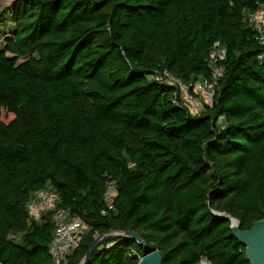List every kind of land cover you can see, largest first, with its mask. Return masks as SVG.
Wrapping results in <instances>:
<instances>
[{
  "label": "trees",
  "instance_id": "obj_1",
  "mask_svg": "<svg viewBox=\"0 0 264 264\" xmlns=\"http://www.w3.org/2000/svg\"><path fill=\"white\" fill-rule=\"evenodd\" d=\"M262 4L16 0L0 49V264H52L53 212L35 221L27 207L47 185L89 227L66 264L123 230L163 264H250L215 211L243 229L264 217V45L244 19ZM218 40L225 73L193 113L155 74L209 76ZM109 179L118 194L103 214ZM144 250L106 236L87 264H138Z\"/></svg>",
  "mask_w": 264,
  "mask_h": 264
},
{
  "label": "built area",
  "instance_id": "obj_2",
  "mask_svg": "<svg viewBox=\"0 0 264 264\" xmlns=\"http://www.w3.org/2000/svg\"><path fill=\"white\" fill-rule=\"evenodd\" d=\"M244 19L256 30L257 39L264 45V4L256 11L244 9ZM226 54L225 44L218 40L214 43L210 54L211 74L209 76L185 82L168 69H163L155 74V78L162 84L174 87L176 89L174 99L176 101L181 99L193 113H197L204 108L206 103L211 104L214 100L217 83L225 73V67L220 61L225 59ZM263 57L264 53L259 54V58ZM117 194L116 181L109 179L105 193L106 206L102 209L103 214L110 209H115L114 200ZM59 203V194L51 185H47L33 194L27 206L30 219L35 221H40L44 212H53L55 229L50 245L52 264H66L69 255L81 243L89 230L82 218L61 208Z\"/></svg>",
  "mask_w": 264,
  "mask_h": 264
},
{
  "label": "water",
  "instance_id": "obj_3",
  "mask_svg": "<svg viewBox=\"0 0 264 264\" xmlns=\"http://www.w3.org/2000/svg\"><path fill=\"white\" fill-rule=\"evenodd\" d=\"M215 213L220 217L231 220L232 234L246 247V257L250 264H264V217L256 220L250 228L243 229L241 228V220L238 217L225 211H215ZM113 235L132 237L144 247V255L141 256L138 264H163L162 253L157 248L150 247L148 242L142 239L140 233L131 230L111 231L107 234H97L80 264H87L92 257L97 243L102 238ZM204 260H206L207 264H210V260L205 256H202L197 264H202Z\"/></svg>",
  "mask_w": 264,
  "mask_h": 264
},
{
  "label": "rangeland",
  "instance_id": "obj_4",
  "mask_svg": "<svg viewBox=\"0 0 264 264\" xmlns=\"http://www.w3.org/2000/svg\"><path fill=\"white\" fill-rule=\"evenodd\" d=\"M15 3L16 0H0V49L5 44V33H10L14 29L13 11ZM204 261L202 264H204Z\"/></svg>",
  "mask_w": 264,
  "mask_h": 264
}]
</instances>
